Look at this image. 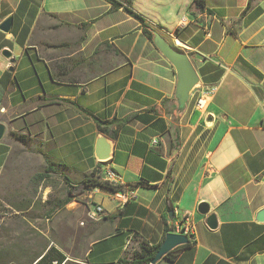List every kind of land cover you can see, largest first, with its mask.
I'll return each instance as SVG.
<instances>
[{
	"label": "crops",
	"instance_id": "crops-1",
	"mask_svg": "<svg viewBox=\"0 0 264 264\" xmlns=\"http://www.w3.org/2000/svg\"><path fill=\"white\" fill-rule=\"evenodd\" d=\"M116 1L185 52L203 86H216L205 111L194 108L195 91L184 110L175 105L173 68L123 7L0 0V23L12 16L10 32L0 31L1 192L17 150H35L42 168L48 159L74 184L110 168L126 202L86 190L102 209V234L88 248L110 253L101 263L161 244L165 227L187 218L190 246L156 264H264V0H206L202 10L192 0ZM93 117L113 125L101 132ZM99 134L113 146L105 162L94 157Z\"/></svg>",
	"mask_w": 264,
	"mask_h": 264
},
{
	"label": "rangeland",
	"instance_id": "rangeland-1",
	"mask_svg": "<svg viewBox=\"0 0 264 264\" xmlns=\"http://www.w3.org/2000/svg\"><path fill=\"white\" fill-rule=\"evenodd\" d=\"M28 152L26 154L24 149L13 152L14 158L10 162L12 168L8 171L3 189L6 195L0 190L1 214L10 210L18 213L19 217L15 222L7 215L0 218V253L5 254L4 250L7 249L9 260L13 259L11 248L24 245L22 234L28 233L34 238V242L54 245L66 255L67 264H88L86 258L91 263L109 260L110 253L100 257L101 246L88 251L92 240L100 236L103 230L98 226L99 222L89 216V211L95 208L86 191L50 217L46 216L47 210L63 199L65 184L57 174L38 183L33 182L32 176L42 170V165L35 150ZM100 199L101 197H94V204H98ZM14 208L23 209L22 212H16ZM132 250L133 248L126 254L129 259L132 257ZM13 260L10 264L17 263L20 258Z\"/></svg>",
	"mask_w": 264,
	"mask_h": 264
},
{
	"label": "trees",
	"instance_id": "trees-1",
	"mask_svg": "<svg viewBox=\"0 0 264 264\" xmlns=\"http://www.w3.org/2000/svg\"><path fill=\"white\" fill-rule=\"evenodd\" d=\"M113 5H116L118 7H123V10L125 13L133 17L134 19L141 22L143 33L146 36V38L152 42V31L151 29H148L143 23V17L140 16L137 12L132 10L129 5L123 6L120 2L116 0H107ZM193 6L198 9H204L206 0H192ZM128 4L130 3V0H127ZM175 34V32H174ZM95 122L97 123L98 129L101 132H105V125H113L112 121L103 122L99 120L98 118L93 117ZM13 139L15 141H18L20 143H25V137L22 135H13ZM95 172V171H94ZM92 172V174L88 177H85L78 183L74 184L72 180L65 174L62 170L59 169V165L57 166L54 162L46 159L45 165L42 168L41 171L36 172L32 176V181L38 183L39 181L44 180L48 176H51L52 174H57L65 184V195L62 200L58 201L56 204H54L52 207H50L47 212L46 216L50 217L53 215L57 210L63 208L66 204L70 203L74 198H76L79 194L85 192L86 190H93L95 188H99L100 190L107 191V192H114L117 190H123L122 187L117 186L113 187L109 185L106 182L101 181V177L96 176L95 173ZM139 185V184H136ZM134 185V186H136ZM1 208V205H0ZM16 212H22L23 208H14ZM2 209H0V218L3 216H8L12 219L13 222L19 219L17 214L13 213L10 210L4 211V214H1ZM164 231L167 233L169 231H173L171 227H165ZM190 237V236H189ZM22 239H24L25 244L19 245L16 247L11 248V253L13 255V259L20 258L17 263L14 264H67V257L65 254H63L59 249H57L54 245L51 243H41L40 241H35L34 238L31 237L28 233L22 234ZM191 242H188L179 245L175 247L174 249L167 252L164 256L161 257V259H165L168 261H171L172 254L175 252H179L180 250L189 247ZM160 246V243L156 245H148L147 243L140 242L138 244V248L132 251L131 259L127 258V255H123L122 257H119L115 261L107 262V263H91L89 260L86 261L88 264H150L151 259L154 257L156 251L158 250ZM10 250V249H9ZM5 254L2 252L0 253V264H10L14 260H9V254L7 253V249L4 250ZM24 258V260H23ZM13 260V261H12ZM158 262V261H157Z\"/></svg>",
	"mask_w": 264,
	"mask_h": 264
},
{
	"label": "water",
	"instance_id": "water-1",
	"mask_svg": "<svg viewBox=\"0 0 264 264\" xmlns=\"http://www.w3.org/2000/svg\"><path fill=\"white\" fill-rule=\"evenodd\" d=\"M12 27V16L4 18L0 23V31L9 33ZM152 43L159 51L162 57L169 63L175 73V90L174 101L175 105L184 110L189 102L192 92L201 88L200 77L194 68L188 55L177 49L174 45H171L164 37L158 32L152 31ZM2 55L5 58H10L11 53L8 50H3ZM13 62V59H10ZM4 132V127L0 124V138ZM113 146L111 141L99 134L96 138L94 147V157L99 162H105L112 157ZM197 211L201 215H206L209 211L208 205L200 203L197 207ZM257 220L264 221V209L258 213ZM206 226L210 229H214L217 226V220L214 213H209L205 219ZM189 238L184 234L174 233L170 231L165 234L158 250L154 257L151 259L150 264H156L167 252L174 249L179 245L187 243Z\"/></svg>",
	"mask_w": 264,
	"mask_h": 264
},
{
	"label": "built area",
	"instance_id": "built-area-1",
	"mask_svg": "<svg viewBox=\"0 0 264 264\" xmlns=\"http://www.w3.org/2000/svg\"><path fill=\"white\" fill-rule=\"evenodd\" d=\"M175 44H179L176 40H174ZM197 94L194 101V108L199 112H204L209 101L213 97L214 93L216 92V86L215 85H208V86H201V88L194 90ZM101 181L108 183L109 185L115 187L121 185L119 182L118 176L116 173L110 169L106 168L103 170V174L101 177ZM112 197L116 202L124 203L128 200V195L124 193L123 191H114L112 193ZM102 212V209H94V213L90 215L92 218H96L97 215H100ZM174 233L178 234H184L188 238L191 235L190 225L187 221V218H185L180 223L176 224L172 228Z\"/></svg>",
	"mask_w": 264,
	"mask_h": 264
},
{
	"label": "bare ground",
	"instance_id": "bare-ground-1",
	"mask_svg": "<svg viewBox=\"0 0 264 264\" xmlns=\"http://www.w3.org/2000/svg\"><path fill=\"white\" fill-rule=\"evenodd\" d=\"M95 209H101V207L100 206H96Z\"/></svg>",
	"mask_w": 264,
	"mask_h": 264
}]
</instances>
